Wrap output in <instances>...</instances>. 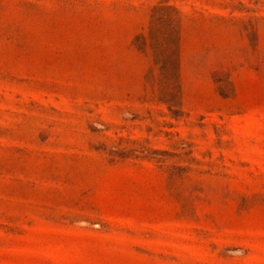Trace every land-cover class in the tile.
<instances>
[{"label": "rangeland", "instance_id": "rangeland-1", "mask_svg": "<svg viewBox=\"0 0 264 264\" xmlns=\"http://www.w3.org/2000/svg\"><path fill=\"white\" fill-rule=\"evenodd\" d=\"M0 264H264V0H0Z\"/></svg>", "mask_w": 264, "mask_h": 264}]
</instances>
